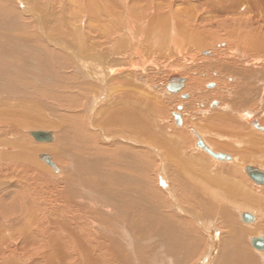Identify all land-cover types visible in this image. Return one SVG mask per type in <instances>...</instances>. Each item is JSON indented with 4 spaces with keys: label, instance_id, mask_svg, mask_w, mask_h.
I'll return each mask as SVG.
<instances>
[{
    "label": "bare ground",
    "instance_id": "obj_1",
    "mask_svg": "<svg viewBox=\"0 0 264 264\" xmlns=\"http://www.w3.org/2000/svg\"><path fill=\"white\" fill-rule=\"evenodd\" d=\"M39 2L0 0V59H15L21 78L36 63L25 53L39 52L56 112L82 107L84 118L75 127L64 113L58 133L29 130L22 107L3 122L17 139L0 138V264H25L36 252L45 264H264L252 246L264 237V183L248 172L264 175V0ZM10 71L0 65V78L12 83ZM5 85L3 106H14L16 91L26 100L24 86L2 97ZM162 92L180 99L167 121ZM26 130L53 141L31 137L33 148L19 140ZM15 172L39 174L50 202L35 188L14 192L24 190Z\"/></svg>",
    "mask_w": 264,
    "mask_h": 264
},
{
    "label": "rangeland",
    "instance_id": "obj_2",
    "mask_svg": "<svg viewBox=\"0 0 264 264\" xmlns=\"http://www.w3.org/2000/svg\"><path fill=\"white\" fill-rule=\"evenodd\" d=\"M38 3H39V6H37V8H40L41 9V6H40V0L38 1V0H36ZM8 6V10L12 13V12H15V13H17V14H22V12L21 11H17V10H21V9H17V8H13L12 6H10V4H8L7 5ZM58 9L60 10V8L58 7ZM12 10H14V11H12ZM39 10V9H38ZM17 11V12H16ZM20 12V13H19ZM54 12V13H53ZM53 12H51V16H50V20L51 21H53V20H55V19H57L56 18V15H57V13H58V11H53ZM21 17H25V16H23V15H20ZM22 20H24V21H22ZM18 21H20L22 24H24V25H26V29L28 30H32L33 31V33H35V35L36 34H38L37 36L39 37V39H41V41H42V38H40V36H39V33L36 31V24L34 23V22H32V21H30L29 19H22L21 18V20H18ZM58 21L60 22V24L61 25H63L65 28L66 27H68V26H66V24L65 23H63L61 20H59L58 19ZM27 22V23H26ZM29 22H31V24H29ZM32 24H34V25H32ZM27 26H28V28H27ZM33 27V28H32ZM31 28V29H30ZM35 28V29H34ZM36 32H35V31ZM66 32H69L68 30L66 31ZM34 35V34H33ZM28 36V35H27ZM45 44V43H44ZM40 46H41V43H40ZM52 53V52H51ZM59 54V53H58ZM28 55H34V58L36 59V60H34V62H36L35 64H30L27 60V64H28V66L27 67H25V72H23L22 70H21V73H19L22 77L24 76L25 77V79H23L22 80V77L21 78H19L17 75L18 74H16V71H17V63H16V61H15V59H6V57L5 58H2V59H0V65H3L6 69H10V70H13V71H10L9 73H6L7 75H13L15 78H16V81H14V79L12 80V83H8L7 81H4L3 79H1L0 78V85L2 84V83H4V84H7V85H5L6 87L4 88V93H2L1 94V96L2 97H11L12 95H13V93H12V91H11V88H12V86H17L16 88H22L23 86V88H26L27 89V98H24V99H26V100H23V99H21V97L23 98V94H22V92L21 91H16L15 92V95L13 96L14 97V101H13V103H14V106L13 107H5L6 106V104L4 103L5 102V100L6 99H2L1 101H0V104H1V106L2 107H0V138L1 139H4V141L6 140L7 142H14L17 138V136L11 131V128H9L8 126V128H9V130H8V128H4L6 125L5 124H8L9 122H10V120H11V116L13 115L12 113L16 110L17 111V109H20V108H24V109H21L22 111H19V113L20 114H18V116L20 117V116H22V115H27V116H29L31 119H30V121L26 124V126L28 127V129L29 130H33V129H42V130H48V129H54L55 131H57V133L59 132V128H60V125H58V123H60L61 122V120L60 119H56V116H60V115H62V114H71V116H73L72 118H74V120L69 116V122L71 123L72 122V124L71 125H79L80 124V121L82 122L83 120H81V119H83L84 118V116L81 114V113H83L84 111H83V108L82 107H77V108H74L73 110H65V109H58V112H56L57 111V109L56 108H58V106H57V104L56 103H52V102H50L49 101V96H48V93L50 92V88H49V86H50V83H47V84H43V80H42V78H44V73H46L45 72V68H43V67H41V66H43V63H39L38 62V60H40V58L42 59V55L38 52L37 54L36 53H34L32 50H30V51H28V52H26L25 53V59H26V57H28ZM24 59V60H25ZM64 61V60H63ZM7 64H9V65H7ZM39 64H41V65H39ZM14 65V66H13ZM31 65H33V66H31ZM16 66V67H15ZM57 66V65H56ZM15 67V68H14ZM14 68V69H13ZM17 68V69H16ZM26 68H27V70H26ZM28 68H30V69H28ZM31 68H32V70H31ZM33 68H36L37 70L35 71ZM40 68V69H39ZM43 69V70H42ZM29 70H31V72L32 73H30L29 72ZM27 71V72H26ZM69 75L70 74H72V72L69 70ZM38 74H39V76H38ZM33 76V77H32ZM29 79H28V78ZM42 77V78H41ZM3 80V81H2ZM27 80L29 81V82H27ZM38 81V83H36L37 81ZM19 81H21V82H19ZM34 81V82H33ZM36 81V82H35ZM19 82V83H18ZM26 82H27V84H26ZM40 82V83H39ZM35 83V84H34ZM19 84V85H18ZM21 84V85H20ZM31 85V86H30ZM9 86V87H8ZM21 86V87H20ZM28 86H30V87H28ZM33 88V89H32ZM8 89V90H7ZM54 89V88H53ZM9 91V92H7V91ZM33 90V91H32ZM41 91V92H40ZM21 92V93H20ZM187 92V91H186ZM17 93V94H16ZM33 93V94H32ZM39 93V94H38ZM164 92H162V93H158L159 94V97H161V96H164V98L162 99V98H160L159 100L161 101V102H163L164 103V105H163V103L161 104V105H163L164 107H169V110H167V109H165V113L162 115V118H166V120L165 121H167L168 120V118L171 116L170 115V113L174 110H176V100L177 101H179L180 99H176V97H172V98H169V97H166V94L164 93ZM188 94H190V95H192V93L191 92H187ZM158 94H157V96L156 97H158ZM20 95V96H19ZM46 95V96H45ZM32 100H31V99ZM34 98V99H33ZM17 99V100H16ZM168 101H167V100ZM21 100V101H20ZM34 100V101H33ZM166 100V101H165ZM203 100L205 101L206 99L205 98H203ZM34 102V103H31V102ZM37 101H39V102H37ZM18 102L20 103V106H19V104H18ZM176 104H175V103ZM191 102H194L193 101V99H191L190 100V102L189 103H191ZM199 103V99H197L196 100V102L195 103ZM21 103H23V104H21ZM25 103H27V104H25ZM198 103H197V105H198ZM25 104V105H24ZM35 104V105H34ZM42 104V105H41ZM172 104V105H171ZM3 105H5V106H3ZM8 106V105H7ZM25 106V107H24ZM175 106V107H174ZM191 106H192V104H191ZM35 107H37V108H35ZM15 108H17V109H15ZM26 108V109H25ZM27 108H29V109H27ZM53 108V109H52ZM79 108V109H78ZM8 109V110H7ZM10 109H12V110H10ZM31 109V110H30ZM35 109V110H34ZM44 109V110H43ZM14 110V111H13ZM47 110V111H46ZM188 111L185 113V115H186V117L187 116H189L190 117V114H192L193 112H192V107L191 108H189V109H187ZM11 111H12V113H11ZM36 111V112H35ZM41 111V112H40ZM80 111H82V112H80ZM169 112V113H168ZM3 113V114H2ZM8 113V114H7ZM35 113V115H33ZM77 113V114H76ZM154 113V112H153ZM32 114V115H31ZM81 114V115H80ZM169 114V115H168ZM3 115V116H2ZM78 115H79V117H78ZM42 116V117H41ZM48 116V117H47ZM153 116H155L154 114H152V113H150V114H148V117L147 118H152ZM167 116V117H166ZM47 117V118H46ZM75 117H77V121H75L76 119H75ZM42 120H41V119ZM51 118V119H50ZM192 118H193V115H192ZM35 120V121H34ZM57 120V121H56ZM153 120V119H152ZM55 121H56V123H55ZM150 121L151 120H149V123H150ZM5 124H4V123ZM31 122V124H29ZM38 122V123H37ZM40 122V123H39ZM53 125H52V124ZM73 123H75V124H73ZM29 124V125H28ZM151 125H152V121H151V123H150ZM154 124H156L155 123V121H154V123H153V125ZM38 126V127H37ZM49 126H50V128H49ZM54 126V127H53ZM58 126V127H57ZM64 126H66L65 125V123H64ZM75 126V127H76ZM155 126H157V124L155 125ZM177 126V125H176ZM37 127V128H36ZM57 128V129H56ZM29 130H26V131H23L22 133H23V136H21V138L19 139L20 141L21 140H29L30 141V144L32 145L33 143H32V141L31 140H34V139H32L33 137L32 136H30V135H28V132H29ZM28 131V132H27ZM151 131H156V129H152ZM4 132H6V133H4ZM153 133V132H152ZM21 134V133H20ZM18 135H19V133H18ZM10 136H12V137H10ZM14 136H16V137H14ZM28 136V137H27ZM4 137V138H3ZM8 137V138H7ZM32 137V138H31ZM12 138V139H11ZM24 138V139H23ZM8 139V140H7ZM14 140V141H13ZM28 140H27V142H28ZM25 142V141H24ZM35 142H37V141H35ZM29 143V142H28ZM37 145H40V143L38 142V143H36ZM145 144V143H144ZM155 146V145H154ZM31 147H33L34 148V146L32 145ZM147 147V146H146ZM148 148V147H147ZM158 148V150H161L159 147H157ZM156 148V146H155V149H157ZM38 149H40V150H43L42 151V153H44V151H47V152H50V153H54V148H52L53 150H50V149H48V148H38ZM38 149L36 150V152L38 151ZM147 151L148 152V150H150V148H148V150H146V149H140L139 151ZM161 151H163V150H161ZM18 153V152H17ZM38 153H41V151H38ZM149 153H151V152H149ZM152 155V154H151ZM43 156H44V154H43ZM40 161H41V159H40ZM42 162H44L43 160H42ZM46 163V162H45ZM154 164L152 165V170H151V174H153L152 176L154 177H156V173H157V171H155V169L157 168L155 165H157L155 162H153ZM60 166H59V169H65V168H67V166H64V165H62V164H59ZM64 167V168H63ZM158 169V168H157ZM156 169V170H157ZM146 173L144 174L145 176H146V174H148V170L147 171H145ZM154 172H156V173H154ZM148 174V176H150L151 174ZM19 173L18 172H15V174L12 176V178H14L15 179V181L14 182H16L17 183V179L19 178V183L21 182V187L24 189L23 191L22 190H20V189H18L17 190V188H14V189H16V190H14V192L15 191H21L22 193H25V194H27V192L29 191L30 193H33V192H35V190H34V188L35 189H37V191H40V193H42V194H44V195H42V196H44L45 198L43 199V202L44 203H49L50 202V199H48V201L49 202H47V201H45V200H47V197L49 198V196L48 195H50L49 193V189H50V187L48 186V184H46L44 181V183H43V185L45 184L46 186H43V189H41V185L39 186V184H36V179L37 178H35V176L36 177H38V178H40L39 177V174H34V175H30V174H28V173H20L19 175V177L17 176ZM15 176V177H14ZM25 176V177H24ZM170 176V175H169ZM22 177V178H21ZM173 177V176H172ZM176 177V176H175ZM28 179V180H27ZM173 179H174V177H173ZM28 181H31V182H28ZM26 182V183H25ZM33 182V183H32ZM42 183V182H41ZM27 184V185H26ZM32 185V186H31ZM30 186V187H29ZM37 187V188H36ZM30 188V189H33V190H28V189ZM48 188V189H47ZM28 190V191H27ZM45 190V191H44ZM46 191H48V192H46ZM46 193H47V195H46ZM236 201V200H235ZM9 203V204H7V203ZM237 202V201H236ZM12 203V200L10 199V200H6L5 201V203H4V205L5 204H7V205H10ZM13 204H14V201H13ZM6 206V205H5ZM240 209V208H239ZM203 214H205V212H203ZM238 214V211H234L233 212V220H235V221H233L235 224H237L238 225V223L240 224V221L238 220L239 219V217H236V215ZM205 215H209V213L207 212V214H205ZM209 220H211V221H213V220H216V222H215V224L213 225V226H215V225H217V226H215V228H218L219 229V231H220V234H222L224 237L226 236L225 235V231H227L225 228V230L224 231H222L220 228L222 227V225L224 224V223H221L220 224V222H222V220H220L219 218H217L216 216H214L212 219H209ZM242 221V223H244V221L243 220H241ZM1 223H4V220L3 221H0ZM214 223V222H213ZM218 224H220V225H218ZM245 224V223H244ZM241 226V225H240ZM220 227V228H219ZM223 228V227H222ZM224 233V234H223ZM221 235V236H222ZM220 236V237H221ZM253 248V247H252ZM254 249V248H253ZM252 249V251H253V253L255 252V254H257V252L256 251H254ZM39 257V258H38ZM35 258V259H34ZM42 258V259H41ZM37 259H39L38 261H36ZM31 260H32V262H31ZM28 261H30V262H28ZM43 261V262H42ZM24 262H26L25 264H37L38 262L40 263V264H45V257H43V254H39V252L37 253L36 252V254H35V256H33V257H31L29 260H27V261H24ZM38 263V264H39Z\"/></svg>",
    "mask_w": 264,
    "mask_h": 264
},
{
    "label": "water",
    "instance_id": "obj_3",
    "mask_svg": "<svg viewBox=\"0 0 264 264\" xmlns=\"http://www.w3.org/2000/svg\"><path fill=\"white\" fill-rule=\"evenodd\" d=\"M179 109L181 110V108L179 107ZM179 116V115H177ZM32 135L33 137L35 138V140H38V141H41V142H44V141H47V142H51L53 141V138H52V135L51 133H48V132H44V131H36V132H32ZM203 147V144L201 141H199V146ZM217 157L219 158H222V159H226L227 157H223L221 155H217ZM43 159L46 160L48 163H51V160L49 157H47L46 155L43 156ZM248 172L250 174V177L255 180L256 182L258 183H264V175L261 174L260 172L256 171V170H253L251 168H248ZM257 176L260 177L259 180H257ZM252 216L250 214H246L245 215V218L247 219H252L251 218ZM252 246L257 249V250H264V237H258V238H253L252 239Z\"/></svg>",
    "mask_w": 264,
    "mask_h": 264
}]
</instances>
